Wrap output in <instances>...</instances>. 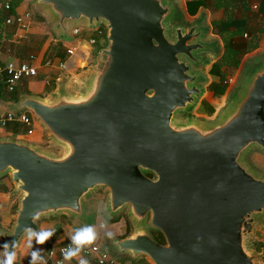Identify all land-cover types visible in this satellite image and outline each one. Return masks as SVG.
<instances>
[{
	"label": "water",
	"instance_id": "obj_1",
	"mask_svg": "<svg viewBox=\"0 0 264 264\" xmlns=\"http://www.w3.org/2000/svg\"><path fill=\"white\" fill-rule=\"evenodd\" d=\"M32 4L61 42L71 43L77 26H103L107 35L83 82L60 79L47 97H24L12 109L32 112L50 147L0 139V179L9 177L19 196L11 229H0L4 241L19 247L24 226L39 231L45 219L85 222L86 201L104 190L105 218L126 214L131 225L126 238H108L117 256L264 264V248L251 244L257 233L264 239V177L244 163L253 149L264 152V59L219 120L178 122L205 93L192 66L216 47L201 41L200 22L177 25L174 0Z\"/></svg>",
	"mask_w": 264,
	"mask_h": 264
},
{
	"label": "crops",
	"instance_id": "obj_2",
	"mask_svg": "<svg viewBox=\"0 0 264 264\" xmlns=\"http://www.w3.org/2000/svg\"><path fill=\"white\" fill-rule=\"evenodd\" d=\"M184 1L185 11L187 12V14H189L187 0ZM224 4V9L217 10L213 8V11L212 9L207 10V8L204 9L201 7L196 16L203 12V9L204 11H208V13L210 12L209 19L211 18V26L206 27V30L212 33L213 36L219 38L220 36L216 35L213 31L214 20H219L223 18L227 19L229 17L238 18L242 21H248L249 29L252 31L253 36L259 37L260 43L259 47L255 51L246 55L242 62L247 60L248 57L255 58L256 56L255 59H258L257 56L260 54H262V56L261 59H259L258 61L264 59V0H245L242 2H240L239 0H224ZM7 5L10 6L9 9L6 8ZM179 10L181 14L184 13V11L180 9V6ZM18 18H23L22 25L17 23L16 20ZM9 19H12L11 24H7V20ZM198 22H200V24L202 23L201 20ZM201 28H203L202 25ZM51 31L52 30L50 29L47 20H45V18L38 14L37 10L32 4V0H0V65H5L9 62H15L17 64L28 62L30 58L34 56L36 58L34 64L39 68L38 77L34 79H26L19 83L16 89L19 101L27 96L44 97L43 95L45 94L49 95L55 90L51 91L49 94L43 93L44 85L40 86V83H38V81L42 82L43 84L45 80V83L48 84L50 82H48L47 78H49L50 81L51 76L53 74L58 76V73L59 78H57V80H60L63 77V75H61V70H59L58 68L45 67V62L47 58L51 57V51L54 45H62L65 49L67 48V46H70V44L66 45L67 43L65 44L64 42H61L59 38L54 39V34L53 36L52 34H50ZM86 43L87 42L81 43V49L85 46H88V53H91L93 48L87 45ZM214 46L217 48L216 45ZM224 50V43L222 41V52L217 60L221 58L224 53ZM215 51H217V49ZM215 51L213 52L214 54L216 53ZM77 55L78 53L72 58L65 57V59L67 60V68L69 66L70 61L79 62V58ZM54 57L57 59L61 58L59 57V54L54 55ZM215 62H212L209 68V78L211 82H213L214 79L210 75V70ZM255 63H253V65ZM242 64L243 63H241V65ZM65 72L69 73L71 71H69L68 69ZM65 72H62V74H64ZM55 88H57V86ZM9 94L12 93L0 92V117H2L8 112H12V109L19 102H15L14 100H12ZM7 133H10V135L7 136ZM9 136L14 135L11 131L8 130V128H0V139L8 138ZM40 138L42 139V135L40 136ZM36 143L41 144L42 140ZM14 190V184L11 182V179L9 177L0 179V229H11V226L16 218V209L19 203V196L14 194ZM103 201L104 198H97L95 195H93L90 199L86 201L87 209L85 222L80 220H73L67 216L42 220L39 224L40 229L55 230L57 232L55 241L51 242L49 240L44 245H40L37 244L35 240H33V247L30 248L28 246V239H24L20 243V246L16 249L17 257L15 260V264H29L31 260V252L35 249L42 250L41 255L44 257V261L46 262V264H56V262L61 257L58 252L59 247L63 244L71 243V236L74 234L75 230L84 226H92L96 229L97 238H99L103 246L107 244L109 240L108 238H110L108 235L109 233H112L113 237L123 239V237L127 233L128 225L126 228H124L120 224L110 223L103 215L104 206L101 205ZM130 233L131 228L129 230V234ZM4 243L5 241L0 234V260L4 259V249L2 248V245ZM108 251L117 260V264H131L130 261H133L138 264V262L144 260L140 259L136 261L131 256H117L112 251ZM81 259L87 260L88 264H96L94 259L87 257L83 254H79L78 257L73 258L71 260H65L63 258L64 264H79V261Z\"/></svg>",
	"mask_w": 264,
	"mask_h": 264
},
{
	"label": "rangeland",
	"instance_id": "obj_3",
	"mask_svg": "<svg viewBox=\"0 0 264 264\" xmlns=\"http://www.w3.org/2000/svg\"><path fill=\"white\" fill-rule=\"evenodd\" d=\"M174 3H175V6L177 7V9L179 11V15H178L179 17L177 19V25H182L185 28H189L190 26L194 25L196 22L201 20V22H202L201 25L204 29H206V27L211 26V22H210L211 18L209 19V13L210 12L208 13V11H204V9H206V8H207V10L212 9V11H213V7H211V8L202 7V8H204L203 12L198 14V16H196L198 12L196 13L195 16H192V15L187 14V12L185 11V1L184 0H174ZM223 5H225V4L223 3ZM179 6H180V9H182L184 11V13L181 14V12L179 10ZM223 9H224V6H223ZM50 34H52V36L54 34V39L58 38L54 31H51ZM220 38L213 36L212 33L208 32V31L206 32L205 36L202 38L201 41L203 43L216 45L217 51H215L216 52L215 54L213 52H204V53H200L198 55L200 58L205 59L207 62L203 63L201 65H197V66L193 65L192 68H193L194 73H198L201 75L202 78L198 83H199V85H201L203 87V89L205 90V93L198 98L197 105L191 111L186 112V113H182V114L177 116L178 122L189 120V119H197L201 122L213 123V122H216L217 120H219L221 115L229 107L231 101L235 98L236 95H238V93L241 89V85H242L241 83H242L243 79L245 78V76L247 75V73L249 72L250 68L253 66V63H255L259 59H261L262 54L257 56L258 59H255L256 56H255V58L254 57H248L247 60L242 62L243 64L240 66V68L230 72V76L228 78V89H227V91L225 92V94L222 97H219V98L216 97L214 95V93L209 91V87L212 83L210 81V78H209V68H210V64L212 62H215L219 58V56L221 55L222 41L223 40H221L222 38L221 39ZM82 42H87L86 44L89 45L87 39L86 40L84 39ZM105 43H106V41L103 44L105 45ZM68 44H70V42H68L66 45H68ZM75 45H78V42H77V44L75 43ZM77 47H79V45ZM87 47L88 46H85L81 49V45H80V47H79L80 50L77 51V53H78L77 56L79 58V62L70 61L68 68L65 70V71H67L69 69V71H71V72L67 73L65 71H61V75H63V77H62L63 83L72 84L74 82H77V84H80L81 82H83V75H85L95 65L98 49L101 46L92 47L93 50L91 51V53L90 52L88 53L89 47L88 48ZM59 52H60V47L58 46V44H56L52 47L51 56L59 54ZM62 72H65V73L62 74ZM58 76H59V73H58ZM58 76L53 74L51 76L50 81H49L50 83H48V84L45 83V80H44L43 84H42V82L38 81V83H40L39 84L40 86L44 85L43 86L44 87L43 93L49 94L51 91L56 89L55 87L57 86V81H58L57 78H59ZM43 96L47 97L48 95L45 94ZM203 101H207L210 104L209 106H211V108H213L214 112L212 114L209 113V110L203 106ZM38 129H40V130L37 131L35 136L30 137L24 133H21L17 137H13V136H9V137L12 139H15V140L28 141V143L43 146L45 148L50 147V143H49L47 133L40 126ZM8 135H10V133H7V136ZM41 135H42V139L40 138ZM41 140H42L41 144L36 143V142H40ZM52 149L56 153H59V149L56 150L54 147H52ZM244 163L251 169V171L257 173L259 176L264 177V152L262 150L253 149L251 152H249L244 157ZM94 195L97 198H104V199L106 198V196H105L106 193L104 192V190H99ZM101 205L104 206L105 201H103L101 203ZM119 220L120 221L115 220V221H112L110 223L120 224L124 228H126L127 225L131 226L128 219H127L126 214H124V216ZM263 223H264V219H263ZM251 244L254 246V249L257 252H260L264 248V239H260L259 233H257L253 236ZM104 249L109 250L107 244H105Z\"/></svg>",
	"mask_w": 264,
	"mask_h": 264
},
{
	"label": "built area",
	"instance_id": "obj_4",
	"mask_svg": "<svg viewBox=\"0 0 264 264\" xmlns=\"http://www.w3.org/2000/svg\"><path fill=\"white\" fill-rule=\"evenodd\" d=\"M7 9L10 8L9 5L6 6ZM18 24H23V18H18ZM12 19L7 20V24H11ZM73 41L70 43V46L65 48L66 58H72L76 55L77 51L80 50L79 47L81 42L87 39L91 47L98 46L99 39L106 38L107 31L106 28L101 26L95 29H90L86 27H75L71 31ZM74 42V43H73ZM78 45H75V43ZM73 43V44H72ZM35 57L32 56L28 62L15 63L9 62L5 65H0V88H4L6 92L13 93L16 91L19 83L26 79H34L39 76V68L34 64ZM67 60L63 58H55L51 56L46 59L45 67L48 68H58L61 71H64L67 66ZM49 82V78H47ZM22 125L25 128L27 136H35L36 131L39 128L38 121L34 114L30 111L23 113L8 112L0 117V128L6 129L9 125ZM57 232L50 239L51 242H54L56 239ZM69 246H73L72 243L63 244L59 247L58 252L60 254V259L56 264H64V250ZM74 247V246H73ZM80 254H83L87 257L94 259L96 264H117V260L104 249L99 238L91 244L83 248Z\"/></svg>",
	"mask_w": 264,
	"mask_h": 264
},
{
	"label": "trees",
	"instance_id": "obj_5",
	"mask_svg": "<svg viewBox=\"0 0 264 264\" xmlns=\"http://www.w3.org/2000/svg\"><path fill=\"white\" fill-rule=\"evenodd\" d=\"M240 2L245 0H239ZM224 0H187L188 12L194 16L201 7H213L214 9H223ZM213 31L216 35L220 36L224 43V53L219 60H217L211 67L210 75L214 81L209 87V91L214 93L216 97H222L228 89V78L230 72L238 69L246 55L255 51L259 47V37L253 36L252 31L249 29L248 21H242L238 18H227L213 21ZM105 38L99 39L98 47L104 46ZM60 52L59 57L65 59L66 53L62 45H59ZM0 92H6L4 88H0ZM10 98L15 102L19 101L18 94L13 92L9 94ZM207 101H203V106L209 110V113H213L214 110L209 106ZM8 130L13 133V137L19 136L21 133L26 134L25 128L22 125H9ZM152 176V175H151ZM130 227H127V233L123 237L129 235ZM155 237L164 242V238L161 234L156 233ZM124 262V260H123ZM131 264H137L131 262ZM138 264H148L145 260L138 262Z\"/></svg>",
	"mask_w": 264,
	"mask_h": 264
},
{
	"label": "clouds",
	"instance_id": "obj_6",
	"mask_svg": "<svg viewBox=\"0 0 264 264\" xmlns=\"http://www.w3.org/2000/svg\"><path fill=\"white\" fill-rule=\"evenodd\" d=\"M260 99H264V96H260ZM24 233L27 235L28 246L30 248L33 247L32 241L35 240L37 244L44 245L47 241H49L54 235L55 230H43L39 231L33 229L32 227L25 225ZM109 237L112 236V233L108 234ZM97 239V231L92 226H84L75 230L74 234L71 236V243L74 246H69L64 250V259L71 260L79 256L83 248L87 245L93 244ZM17 241H12L11 244L5 242L2 245L4 249V259L0 260V264H15V260L17 257L16 249ZM10 248L12 250H10ZM42 250L35 249L31 252V260L29 264H46L44 261V257L41 255ZM79 264H88L87 260L81 259Z\"/></svg>",
	"mask_w": 264,
	"mask_h": 264
},
{
	"label": "bare ground",
	"instance_id": "obj_7",
	"mask_svg": "<svg viewBox=\"0 0 264 264\" xmlns=\"http://www.w3.org/2000/svg\"><path fill=\"white\" fill-rule=\"evenodd\" d=\"M88 48V47H87Z\"/></svg>",
	"mask_w": 264,
	"mask_h": 264
}]
</instances>
